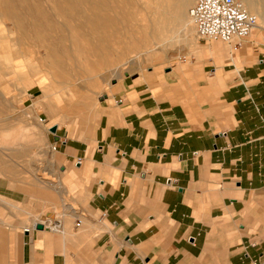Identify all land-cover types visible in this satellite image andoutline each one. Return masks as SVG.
Segmentation results:
<instances>
[{"label":"crops","instance_id":"0c3cea01","mask_svg":"<svg viewBox=\"0 0 264 264\" xmlns=\"http://www.w3.org/2000/svg\"><path fill=\"white\" fill-rule=\"evenodd\" d=\"M248 41L162 88L116 85L91 135L54 136L55 183L46 160L22 187L0 176V264H264V55Z\"/></svg>","mask_w":264,"mask_h":264},{"label":"rangeland","instance_id":"374dc122","mask_svg":"<svg viewBox=\"0 0 264 264\" xmlns=\"http://www.w3.org/2000/svg\"><path fill=\"white\" fill-rule=\"evenodd\" d=\"M196 1L184 0L185 5H188L187 10H184L186 22L192 27L190 35H187L190 29L186 32L180 26L170 25L168 19L174 11L169 9V2L134 0L124 7L122 12L121 8L116 10L121 5L112 1L114 8L110 16L114 20L109 27L101 30L102 36L110 37L113 42L119 38L123 43L132 44L133 40L141 43L136 25L150 27L151 20L156 18L167 27V42H170L171 38L176 39L167 46L162 41L148 39L149 46L130 48L129 52L124 50V44L120 46L114 44L112 50L117 49L119 53L110 58L113 63L110 66L109 62L104 65L99 62L100 57L92 52V49L100 48L102 41H99L101 39L99 35H91L89 27L81 18L75 17L71 20L56 18L57 26L42 34L41 38L46 39L42 41L29 27L32 19L20 6H18L21 11L20 21H12L0 13V176L7 174L15 177L18 180L17 185L22 187L34 180L38 164L46 160L48 171L43 174V178L47 184L55 183L48 169L47 156V151L55 145L53 140L55 135L51 132L46 135L39 126L46 124L49 127V122H58L60 127H57V136L67 130L74 137L84 139L91 135L102 107L107 102V100L102 102L101 98L112 97L110 102H113L111 100L116 85L126 79L142 78L157 88H162L167 84V74L171 69L180 70L195 58L201 60V52L204 50L220 52L223 48H228L220 41L199 40L189 16V11ZM256 1L262 2L264 7V0ZM172 2L173 0H170V4ZM156 5L161 14H166L165 16L154 15ZM125 14L132 15V21L126 25ZM165 17L168 19L166 24H163ZM22 26L27 28V33L33 37L29 41L31 47L18 30ZM77 26L82 27V30L73 31L72 29ZM261 36H264V31H257L255 38L250 37L244 51L264 55V38H260ZM55 39L59 48L57 64L59 69L56 71L46 61V52L41 48L44 43ZM90 43H94V46L91 47ZM132 58L135 60L131 61ZM128 61H131L130 64L125 66ZM60 70L63 71V77L60 76ZM182 75L178 77L183 79ZM78 81H84L82 85L87 88L79 86ZM179 84L189 85V82L181 80ZM28 90L30 91L27 92ZM34 102H37V105ZM81 103L88 104L83 117L87 124L82 123L76 115H71ZM60 109L63 113L57 116ZM96 115L98 117L94 121ZM8 202L12 204L11 201ZM15 207L21 209L22 205L15 204ZM11 211L14 212L13 209ZM15 215L19 219L24 218L22 213L16 212Z\"/></svg>","mask_w":264,"mask_h":264},{"label":"bare ground","instance_id":"6f19581e","mask_svg":"<svg viewBox=\"0 0 264 264\" xmlns=\"http://www.w3.org/2000/svg\"><path fill=\"white\" fill-rule=\"evenodd\" d=\"M112 1L121 5L117 7L116 10L121 8L123 12L124 7L129 5V3L134 0H0V13L2 14V16L6 17L7 19H10L12 21L15 20L16 22L20 21L21 11L18 8V6H20L23 9V11H25L28 14V16L32 19V22L29 27L32 29V31L37 33L38 39H42V41L46 39L41 38L42 37L41 35L42 34L44 35V33L47 30L55 29V27L57 26L55 23L56 18H64L66 20H71L75 17L81 18L86 22V26L89 27L91 31V35L94 34L99 35V37L101 38L99 40L102 41V43L100 44V48L98 49L94 48L92 49V52L100 57L98 58V60L99 62H102L103 65L109 62L108 66L113 64L110 61L111 60L110 58L114 54L119 53L117 49L112 50L114 44L115 46H120L124 44V50L126 52H129L130 48L133 49L135 47L138 48V47L149 46L147 42L148 39H151L153 41H162L164 42L165 46H167V44L169 43H172L176 39V38H171L170 42H167L166 40L167 32H168L167 27L162 25V21L159 22L156 18L151 20L150 27L148 26L145 27V25L140 27L139 24L136 25L137 35L139 36L141 43H139L137 40L136 41L133 40L132 44H128L127 42L123 43L122 40L119 38L115 39L113 42V40L110 39V37L106 38V36H102V34L100 33L101 30H103L106 27H109L110 23L114 20L110 16V13L114 8ZM163 1L167 3L169 2L168 3L170 5L169 9H171V11H174V13L172 12V14H170L169 19L165 17V22L163 21V24H166V20L168 19L170 21V25L174 24L175 26L176 25L180 26L182 30L186 32L188 31V29L192 28L190 26V23L186 22L187 20L185 18L186 15L184 14V10H187L188 5H185L184 0H173L171 4H170V0H163ZM241 1L245 5L246 9L250 13L255 14L259 19V25L255 31L256 32L264 31L263 3L258 2L256 0H241ZM155 8L156 9L154 15L163 16L164 13L161 14L162 12L159 10L157 5ZM165 15L166 14H164V16ZM131 17L132 15L129 14L124 15L125 25L126 23H130L132 21ZM39 20H41V22ZM81 28L82 27L77 26L72 30L73 31L76 30L77 32H79ZM26 29L27 28L22 26L18 30H20V34L22 35L23 39L31 47L32 44H30L29 41H31L33 37L29 33H27ZM255 31L253 32L251 37L255 38L256 35ZM191 32L192 29H190V32L187 35H190ZM260 38H264V36H261ZM90 45L91 47H93L94 43H90ZM41 48H43L44 51L46 52V61L50 63V65L53 67V69H55V71L58 70L59 69V66H57V64H59L58 41L56 39L53 41L51 40L47 44L44 43L43 46L41 45ZM134 60L135 59L132 58L131 61ZM131 61H128L125 64V66L129 65ZM116 70H118V68ZM60 73H61L60 76L63 77L64 76L63 71L60 70ZM100 76L101 75H99V77ZM83 82L84 81L82 82L78 81V85L83 86L86 89L87 87L82 85L84 84ZM87 107H88L87 103L84 104L81 103L80 105H78L77 109L73 110V114L71 115H76L77 118L83 121L85 119L83 118L84 110H86Z\"/></svg>","mask_w":264,"mask_h":264},{"label":"built area","instance_id":"2783aa9c","mask_svg":"<svg viewBox=\"0 0 264 264\" xmlns=\"http://www.w3.org/2000/svg\"><path fill=\"white\" fill-rule=\"evenodd\" d=\"M189 16L199 40L223 42L234 52L241 50L259 25L257 16L238 0H197Z\"/></svg>","mask_w":264,"mask_h":264},{"label":"water","instance_id":"95a60500","mask_svg":"<svg viewBox=\"0 0 264 264\" xmlns=\"http://www.w3.org/2000/svg\"><path fill=\"white\" fill-rule=\"evenodd\" d=\"M128 77H129V75H128ZM133 78H136V76H133ZM114 84H116V82L114 83ZM108 99V96H104L103 98H101V101L103 102V101H105V100H107ZM57 131H58V128H57V126H55V127H53L51 130H50V132L52 133V134H54L55 136H56V138L58 139V137H57ZM37 229L38 230H44V226L43 225H38L37 226Z\"/></svg>","mask_w":264,"mask_h":264}]
</instances>
